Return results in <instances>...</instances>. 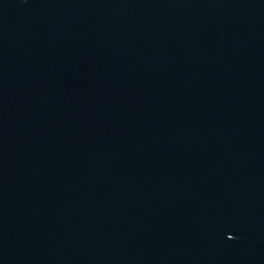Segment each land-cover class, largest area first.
Listing matches in <instances>:
<instances>
[{"label":"water","instance_id":"95a60500","mask_svg":"<svg viewBox=\"0 0 264 264\" xmlns=\"http://www.w3.org/2000/svg\"><path fill=\"white\" fill-rule=\"evenodd\" d=\"M0 264H264V0H0Z\"/></svg>","mask_w":264,"mask_h":264}]
</instances>
